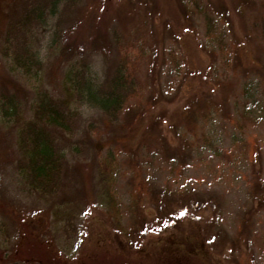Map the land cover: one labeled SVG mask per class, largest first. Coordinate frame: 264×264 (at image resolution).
<instances>
[{
  "label": "rangeland",
  "instance_id": "374dc122",
  "mask_svg": "<svg viewBox=\"0 0 264 264\" xmlns=\"http://www.w3.org/2000/svg\"><path fill=\"white\" fill-rule=\"evenodd\" d=\"M25 1L0 0V100L20 104L18 119L0 117V264H264V203L253 201L254 170L264 187V0H82L67 9L60 31L72 58L93 61L104 78L122 55L138 92L112 124L72 102L71 132L53 130L66 159L51 194L21 173L19 132L38 92L65 98L68 69L48 55L59 15L35 30L43 71L12 70L5 40ZM103 162L113 207L95 188Z\"/></svg>",
  "mask_w": 264,
  "mask_h": 264
},
{
  "label": "trees",
  "instance_id": "16d2710c",
  "mask_svg": "<svg viewBox=\"0 0 264 264\" xmlns=\"http://www.w3.org/2000/svg\"><path fill=\"white\" fill-rule=\"evenodd\" d=\"M82 0H26L12 10V23L6 36V45L12 46L14 52L12 70H21L26 77L37 76L44 69L41 53L35 49V30L47 27L51 19L60 15L59 22L48 40L49 54H55L58 65H67L63 78L65 98L59 100L47 91L36 94L33 106V117L20 130L19 145L24 154V163L20 164L21 173L26 178L30 188L41 194H51L62 180L65 153L59 148L53 135V130L71 132L78 117V111L72 109V102L99 111L109 123H115L123 108L138 92L137 83L133 77L127 59L121 56L113 63L112 71L104 78L99 75L93 61L88 59H73V50L68 45H62L61 22L67 15V9L78 6ZM64 16V17H63ZM62 19V21H61ZM208 35L215 30V19L205 16ZM61 21V22H60ZM191 22V21H190ZM188 29L186 32H190ZM249 90V89H248ZM247 86L244 87L245 96ZM249 92V91H248ZM0 117L5 121L20 117V104L16 95H1ZM71 105V106H70ZM80 106V107H81ZM110 171L106 163L101 164L98 171L95 188L103 204L115 205V194L110 183ZM256 189L253 201L264 203V187L261 184V174L254 170ZM253 183V184H254ZM74 229V226H73ZM48 247L49 256H54L56 250ZM51 252V253H50ZM56 252V253H55ZM53 254V255H52ZM59 254V253H57ZM9 261L11 259H8ZM53 264H58L53 257ZM8 264V263H7ZM14 264H18L17 262Z\"/></svg>",
  "mask_w": 264,
  "mask_h": 264
}]
</instances>
